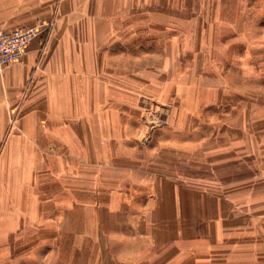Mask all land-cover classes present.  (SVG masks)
<instances>
[{
  "label": "crops",
  "instance_id": "0c3cea01",
  "mask_svg": "<svg viewBox=\"0 0 264 264\" xmlns=\"http://www.w3.org/2000/svg\"><path fill=\"white\" fill-rule=\"evenodd\" d=\"M34 25L0 75V264H264V0H0ZM161 130L224 175L147 169Z\"/></svg>",
  "mask_w": 264,
  "mask_h": 264
},
{
  "label": "rangeland",
  "instance_id": "374dc122",
  "mask_svg": "<svg viewBox=\"0 0 264 264\" xmlns=\"http://www.w3.org/2000/svg\"><path fill=\"white\" fill-rule=\"evenodd\" d=\"M231 82H238L241 80V75L232 74L228 75ZM250 80V79H249ZM252 81L256 85V93H262V85L264 82V77L261 75L252 76ZM160 113H164L161 109ZM159 137H154L149 141V144L145 150V153L132 154L131 156H138L142 158L147 169L159 170L167 172L170 174H181L187 175L188 177H204L208 181H214L216 178H221L223 170L220 168L215 169V164L213 161L215 154L211 150L214 148L215 138L213 137H192L190 142L191 145L186 147L184 151L182 150V144L172 145L167 139V131L161 130ZM208 136L209 132H206ZM176 139L175 141H178ZM182 140H180V143ZM226 171L230 172L228 167ZM224 175V174H223ZM229 179L230 175L225 176ZM2 182L4 185L0 186V191L6 189V176L2 177Z\"/></svg>",
  "mask_w": 264,
  "mask_h": 264
},
{
  "label": "built area",
  "instance_id": "2783aa9c",
  "mask_svg": "<svg viewBox=\"0 0 264 264\" xmlns=\"http://www.w3.org/2000/svg\"><path fill=\"white\" fill-rule=\"evenodd\" d=\"M39 31V25L16 26L11 30L0 26V75L6 66L22 57L26 44Z\"/></svg>",
  "mask_w": 264,
  "mask_h": 264
}]
</instances>
